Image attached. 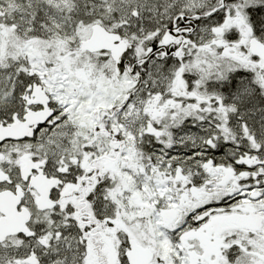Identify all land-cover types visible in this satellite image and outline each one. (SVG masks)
<instances>
[{
    "label": "snow or ice",
    "instance_id": "6c2138e0",
    "mask_svg": "<svg viewBox=\"0 0 264 264\" xmlns=\"http://www.w3.org/2000/svg\"><path fill=\"white\" fill-rule=\"evenodd\" d=\"M0 264H264V0H0Z\"/></svg>",
    "mask_w": 264,
    "mask_h": 264
}]
</instances>
